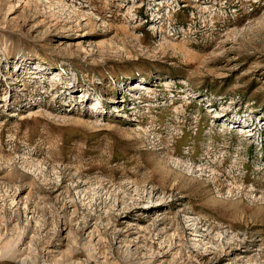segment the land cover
Listing matches in <instances>:
<instances>
[{
	"label": "rangeland",
	"instance_id": "1",
	"mask_svg": "<svg viewBox=\"0 0 264 264\" xmlns=\"http://www.w3.org/2000/svg\"><path fill=\"white\" fill-rule=\"evenodd\" d=\"M0 264H264V0H0Z\"/></svg>",
	"mask_w": 264,
	"mask_h": 264
}]
</instances>
